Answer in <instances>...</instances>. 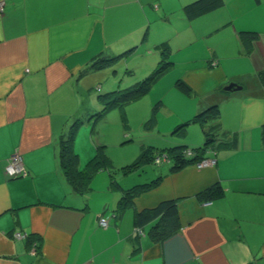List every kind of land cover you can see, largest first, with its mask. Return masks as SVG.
Masks as SVG:
<instances>
[{
    "label": "crops",
    "instance_id": "1",
    "mask_svg": "<svg viewBox=\"0 0 264 264\" xmlns=\"http://www.w3.org/2000/svg\"><path fill=\"white\" fill-rule=\"evenodd\" d=\"M192 1L4 0L0 264H264V82L259 78L264 0H224L189 20L183 7ZM241 31L257 37L245 44ZM101 56L115 61L96 68L93 62ZM160 64H166L164 71L150 88L159 97L155 121L160 110L170 114L169 94L188 100L177 103L189 107L171 118L172 129L186 122L171 146L198 147L210 129L218 140L205 157L215 163L187 164L175 172L159 165L145 176L147 181L163 175L157 185L118 216L121 190L110 175L101 170L81 190L67 181L60 141L76 119L89 121L94 104L101 108L99 94L129 85L134 75L144 79ZM178 79L189 92L177 86ZM230 82L241 88L225 90ZM212 105L218 107L217 118L189 121ZM191 124L200 128L195 141L186 137L196 130ZM73 149L78 155L74 141ZM14 151L23 156L26 176L5 173ZM214 183L224 193L205 204L196 193ZM173 198L178 200L174 234L153 241L150 224L136 231L137 211ZM101 216L108 219L106 227L99 225ZM15 232L26 236L14 237Z\"/></svg>",
    "mask_w": 264,
    "mask_h": 264
},
{
    "label": "trees",
    "instance_id": "2",
    "mask_svg": "<svg viewBox=\"0 0 264 264\" xmlns=\"http://www.w3.org/2000/svg\"><path fill=\"white\" fill-rule=\"evenodd\" d=\"M223 3L224 0H194L186 4L183 7V11L186 15V18L192 20L222 6ZM240 36L242 41L246 44L255 39L257 37V33L250 31H241ZM114 61L115 58H111L109 56H101L94 60L93 64L96 68H102L111 65ZM165 65L166 64H160L146 78L135 82L129 87L123 89H115L99 94L97 98L102 106L101 110L97 111L95 115L102 118L101 115H104V113H106L109 109L115 106L123 107L125 104L145 94L164 71ZM259 78L262 82H264V71L259 72ZM176 84L183 91H190L189 86L184 81L178 79L176 81ZM158 107V103H156L152 107V110L150 112L151 115L149 117L150 122L155 121ZM218 115L219 111L217 105H212L195 114L192 118L189 119V121L202 124V122L208 120L209 118H217ZM80 123L81 120L76 119L70 125L66 136L61 139L60 156L63 174L66 177L67 181H69L73 188H78L81 190L87 189L89 182L96 170H98L99 168L108 169V164L110 163L108 162L109 160L107 162L105 161V156L102 155V152H100V148H98L94 157L91 158V160L85 165V167L81 169L78 168L79 158L77 153L73 149V141ZM185 124L186 122L177 126L176 129L173 130V132H177ZM206 132L207 133L205 141L198 147L190 148L184 145H166L162 148H157L154 146H150L142 153L141 158L139 157L136 163L141 162L142 160V162H152L156 166L167 163L170 164L168 170L169 172L178 171L187 164H193L205 158V152L207 151L208 146L218 140L215 132L211 133L210 129ZM224 144L225 142H218L217 145L221 146ZM231 144L234 146L235 141L231 142ZM185 149H192L194 152L188 155V150ZM162 153L166 154V159H159L157 161L156 156H160ZM110 175L112 177L111 184L121 190V196L116 207L118 216H120L125 211V209L133 202L134 198L137 195L155 187L159 180L163 177V175H157L150 180L139 182L129 187H122L120 186L118 181L113 178V174L110 173ZM223 193V186L220 183H214L197 192L196 197L201 201H210L220 198ZM177 214L178 200L176 198L165 199L161 200L151 208H144L140 211H137L134 214L133 223L136 228L150 224L148 230L150 238L153 241H162L177 231Z\"/></svg>",
    "mask_w": 264,
    "mask_h": 264
},
{
    "label": "rangeland",
    "instance_id": "3",
    "mask_svg": "<svg viewBox=\"0 0 264 264\" xmlns=\"http://www.w3.org/2000/svg\"><path fill=\"white\" fill-rule=\"evenodd\" d=\"M141 76L140 74L134 75L135 78L132 77L133 81L129 85L140 80ZM137 77L139 79H136ZM126 81L128 79L123 81V84ZM129 85L126 83L123 86L121 85L120 88L122 89ZM156 92L157 90L150 89L147 93L125 104L123 107L115 106L109 109L104 115H101L102 118L95 115L101 108L98 109L95 107L97 104H94V109H92L88 116L90 118L89 121H86L87 116H85V121L79 124L75 134L74 146L79 155V165L84 168L91 158L94 157L97 149L100 148V152L105 156V161L109 160L110 164H108V169L99 168L96 170L93 177L95 174L101 173L102 170L106 176H109L111 173L113 174V178L122 185L127 184L128 187L139 182H144L147 173L153 172V170L158 171L161 166H169L170 164L167 163L156 166L152 162H142L143 160L136 163L148 147H156L155 143L160 147L165 145L170 146L176 139H181L176 134L178 131L171 133V130L176 129V127L172 129L175 125L170 126L171 118L175 114H178L180 110H186L189 105H182H187L189 101L176 98L172 96V93L169 94L166 97V102H168V106L171 109L170 114H167L168 111L164 112L160 110V116L155 123L150 122V111L153 104L159 99V97H154ZM177 103L182 105H178ZM189 127H194L190 129L196 130L186 136L187 140H197L199 126L191 124ZM162 133L164 135H161ZM185 150L194 152L192 149ZM165 157V153L156 156L157 159H166ZM194 165L197 168H202V166L198 167L197 164ZM110 180H112L111 175Z\"/></svg>",
    "mask_w": 264,
    "mask_h": 264
},
{
    "label": "built area",
    "instance_id": "4",
    "mask_svg": "<svg viewBox=\"0 0 264 264\" xmlns=\"http://www.w3.org/2000/svg\"><path fill=\"white\" fill-rule=\"evenodd\" d=\"M4 0H0V13L3 11L4 9ZM213 64H216V60L212 61ZM188 150L187 154L190 155L192 154V152ZM157 161L159 159H156ZM215 163V158L213 157H205L197 162H195L194 164H197L198 167L202 166H209V165H213ZM5 173L9 176V177H23L26 176L28 174V171L24 165L23 162V156L19 151H14L11 156L9 157V159L7 160V163L5 165ZM205 204L210 203V201H204ZM99 225L106 227L108 225V219L106 217H99L98 219ZM137 232H141V230L139 228H136ZM26 235L24 233L21 232H15L14 233V237L17 238H22L25 237ZM37 252V248L35 243H33V245L31 246V254H36Z\"/></svg>",
    "mask_w": 264,
    "mask_h": 264
},
{
    "label": "water",
    "instance_id": "5",
    "mask_svg": "<svg viewBox=\"0 0 264 264\" xmlns=\"http://www.w3.org/2000/svg\"><path fill=\"white\" fill-rule=\"evenodd\" d=\"M232 88L240 89L241 86L238 85V84H236L235 82H230V83H228L227 86L224 87L225 90H230V89H232Z\"/></svg>",
    "mask_w": 264,
    "mask_h": 264
}]
</instances>
